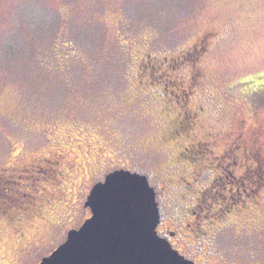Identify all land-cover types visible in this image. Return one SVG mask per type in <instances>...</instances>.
I'll use <instances>...</instances> for the list:
<instances>
[{
    "label": "rangeland",
    "instance_id": "rangeland-1",
    "mask_svg": "<svg viewBox=\"0 0 264 264\" xmlns=\"http://www.w3.org/2000/svg\"><path fill=\"white\" fill-rule=\"evenodd\" d=\"M201 40V55L174 72L202 74L194 94L207 100L208 130L238 137L231 157L242 163V150L257 149L264 160V94L243 96L251 79H264V0H0V264H40L88 218L86 195L105 171L165 184L178 143L163 142L170 115L137 86L138 66L147 52L178 56ZM207 164L216 170L208 177L221 174ZM225 165L202 203L204 225L228 226L219 253L264 264V184ZM196 195L181 211L197 208Z\"/></svg>",
    "mask_w": 264,
    "mask_h": 264
},
{
    "label": "flooded vegetation",
    "instance_id": "flooded-vegetation-1",
    "mask_svg": "<svg viewBox=\"0 0 264 264\" xmlns=\"http://www.w3.org/2000/svg\"><path fill=\"white\" fill-rule=\"evenodd\" d=\"M201 42L202 40L199 44ZM206 46V42H202L199 46L195 44L187 52L171 57L165 55L156 57L147 52L146 57L138 66L140 71L138 73L139 82H137V86L144 91L146 90L143 95L148 100L163 102L165 109L162 110H164L165 117L170 115L168 131H165L166 137L162 138L163 142H171L174 145L178 143L176 153L167 164L170 174H167L166 182L164 181L165 184L160 183L154 186L161 214V221L157 231L160 236L167 238L175 249L186 258L194 261L195 264H238L236 262V254L232 249L223 251V253L218 252L217 239L225 235L223 232L228 226L225 225L222 228L212 223L211 225H204V221L209 216L203 214L205 206L202 203L205 202V196L216 192V185H218L222 174H225L227 170L225 164H228V167L231 166L234 170L241 165L242 167L239 169L243 172L239 177L256 176L257 186L260 189V185L264 184V160L263 158H258L257 149H254L255 151L251 150L250 153L242 150L247 155V160L251 161V163L255 162V165L246 164V159L241 163L237 157H231V150L234 147H236L237 151H240L241 144L238 142V137H233L231 142L228 143V134L224 138L219 132L208 130V126L206 127L207 100L200 95L194 94L195 89L200 86L199 78L196 77L198 75L202 76V74L195 71L196 68L191 70L188 78H185L181 72H174L181 64L191 61V59L195 61ZM163 65L167 67L163 69ZM158 91L164 95L163 99L160 98ZM209 97L211 98V96ZM169 102H172L171 106H169ZM210 102H212V98ZM223 142L224 145L229 144V146L224 148L223 151L217 152L219 150L217 146ZM152 154L154 153L149 152L147 158H152ZM250 156H254L256 159L250 160ZM210 160L216 163L217 169H221V174L219 173L214 177L207 176L210 172L216 171L215 169L214 171L209 170L210 167L207 163ZM243 163L244 165H242ZM154 168L157 169L159 167L156 166ZM122 169L130 170L118 168L105 172L110 174ZM155 174L158 175L157 172ZM203 180H205V184ZM95 184L96 181L86 195V201ZM250 190L254 192L253 188H250ZM192 192L197 194L193 197L196 201L192 208H197L190 210L189 207L191 206L188 205L184 207V211H181L180 205L188 202ZM237 194L240 197L242 194L247 195L248 192L246 189L244 191L237 190ZM175 196L176 199H174ZM202 198L203 200L200 203L199 201ZM180 201L182 202L180 203ZM162 206L168 209L167 214L169 221L174 225L173 228L170 227L169 221H166L165 215L162 214ZM234 207L235 203H232V201H230L229 205L218 207L216 212L219 213L216 214V218L219 216L225 218ZM86 209L89 211L90 215L88 217H90L92 214L90 206H86ZM183 246L190 251V254L182 249ZM201 253L206 259H198V255Z\"/></svg>",
    "mask_w": 264,
    "mask_h": 264
},
{
    "label": "water",
    "instance_id": "water-1",
    "mask_svg": "<svg viewBox=\"0 0 264 264\" xmlns=\"http://www.w3.org/2000/svg\"><path fill=\"white\" fill-rule=\"evenodd\" d=\"M117 172L136 176L149 198L118 194L101 206L91 191L85 202L91 216L40 264H195L159 235L160 208L148 176L124 169L110 174Z\"/></svg>",
    "mask_w": 264,
    "mask_h": 264
},
{
    "label": "snow or ice",
    "instance_id": "snow-or-ice-1",
    "mask_svg": "<svg viewBox=\"0 0 264 264\" xmlns=\"http://www.w3.org/2000/svg\"><path fill=\"white\" fill-rule=\"evenodd\" d=\"M92 191L101 206L106 200L118 194L132 193L145 200L150 196V193L139 185L136 176H127L121 172H117L115 175L99 176Z\"/></svg>",
    "mask_w": 264,
    "mask_h": 264
},
{
    "label": "trees",
    "instance_id": "trees-1",
    "mask_svg": "<svg viewBox=\"0 0 264 264\" xmlns=\"http://www.w3.org/2000/svg\"><path fill=\"white\" fill-rule=\"evenodd\" d=\"M249 87V89H248ZM247 91H250V93L256 95V94H264V79L260 81H256L255 79H251L250 82H248L246 88L244 89V98L248 100L247 97ZM153 152V151H152ZM152 154L153 158H155L156 153L153 152Z\"/></svg>",
    "mask_w": 264,
    "mask_h": 264
}]
</instances>
